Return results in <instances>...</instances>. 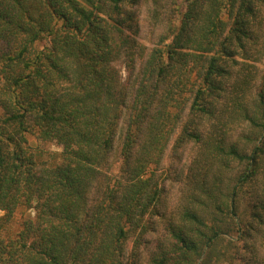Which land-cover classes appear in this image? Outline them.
Returning a JSON list of instances; mask_svg holds the SVG:
<instances>
[{
	"label": "trees",
	"instance_id": "obj_1",
	"mask_svg": "<svg viewBox=\"0 0 264 264\" xmlns=\"http://www.w3.org/2000/svg\"><path fill=\"white\" fill-rule=\"evenodd\" d=\"M262 62L264 0H0V264H264Z\"/></svg>",
	"mask_w": 264,
	"mask_h": 264
},
{
	"label": "rangeland",
	"instance_id": "obj_2",
	"mask_svg": "<svg viewBox=\"0 0 264 264\" xmlns=\"http://www.w3.org/2000/svg\"><path fill=\"white\" fill-rule=\"evenodd\" d=\"M150 20L146 15H142L141 16V21H140V35H139V40L140 42L150 46L151 43V39L152 37L150 36ZM264 75V62H262L261 64H258V76L256 77L255 80V86L253 89V95L254 93L257 91V87L259 88V86L262 84V76ZM30 141V140H29ZM31 144H33L32 147L37 148L39 151L41 150V152H43V157L47 158L48 156H53L56 153L60 152L61 149L60 147L56 146L54 143H34L32 141H30ZM189 158V155H187L186 159L184 160V166L187 163V160ZM168 166L169 165V158L167 157L165 159V166H164V170H167V172H164L163 174H161L160 172V177L162 180H164L168 174ZM161 184H164L165 187H168V206H170L171 204H173V202L175 201V199L178 196V192H177V188L178 186L173 182V181H161ZM32 215V213H30ZM153 221H155L153 219ZM17 226H19V216L17 215L16 219L14 220V227L15 229H17ZM157 231L151 235H149V237L147 238V240L149 242H152L156 237H158L161 234L162 231V225L159 223L158 226L156 225ZM132 246V241L129 240L128 242V248L130 249Z\"/></svg>",
	"mask_w": 264,
	"mask_h": 264
}]
</instances>
